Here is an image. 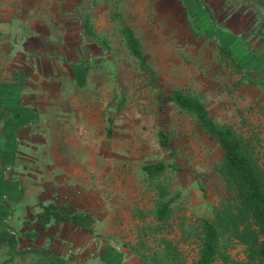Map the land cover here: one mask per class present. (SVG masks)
Masks as SVG:
<instances>
[{
	"label": "rangeland",
	"instance_id": "1",
	"mask_svg": "<svg viewBox=\"0 0 264 264\" xmlns=\"http://www.w3.org/2000/svg\"><path fill=\"white\" fill-rule=\"evenodd\" d=\"M83 20L107 39L108 50L83 34ZM122 22L159 73L164 112L131 64L117 32ZM219 44L241 63L242 73L217 57ZM29 56H46L42 74ZM57 57L67 67L58 68ZM247 78L264 83V4L257 0H0V108L18 111L10 117L16 125L5 127L9 116L0 120V264H30L21 229L40 227L39 201L60 203L63 176L55 167L47 171L49 146L53 134L66 133L91 151L69 158L79 168L88 161V175L83 170L75 182L84 193L65 202L92 214L93 234L116 238L138 264L133 248L141 238L153 245V238L167 236L191 264L198 245L180 238L177 222L179 216L188 223L210 216L220 206L224 182L216 165L222 150L168 95L180 88L199 97L213 119L249 138L264 162V88ZM160 127L168 148L159 142ZM155 161L170 166L167 183L176 197V216L163 227L155 225L154 195L143 176V165ZM78 232L69 234L80 244L84 235ZM230 252L243 258L241 246Z\"/></svg>",
	"mask_w": 264,
	"mask_h": 264
},
{
	"label": "trees",
	"instance_id": "2",
	"mask_svg": "<svg viewBox=\"0 0 264 264\" xmlns=\"http://www.w3.org/2000/svg\"><path fill=\"white\" fill-rule=\"evenodd\" d=\"M257 1L264 4V0ZM201 6L209 20H213L208 5L201 2ZM188 22L191 29L197 32L198 28L189 14ZM81 23L84 35L101 44L106 50L109 49L110 45L106 38L94 33L92 26L86 21L83 20ZM117 32L130 56L131 64L140 71L141 80L154 96L159 111L164 112L165 95L160 76L156 68L149 64L143 44L129 24L122 22ZM217 52L219 55L217 57L234 73H242L241 63L227 47L219 44ZM247 79L252 83L261 84L264 88L263 82L253 78ZM168 98L174 107L189 114L195 120V124L204 129L210 137L215 138L222 150L216 165L224 182L220 206H213V214L210 216L197 217L190 223L179 216L177 222L180 238L198 245V257L191 264H264V162L260 161L250 139L243 136L233 125L213 119L205 102L199 97L176 88ZM118 109H121V105ZM5 116H9L4 121L6 128L16 125V120L10 117L16 118L18 111L0 108V120ZM108 130L110 132V128ZM157 136L161 146L170 147L169 137L162 127L157 131ZM2 158L3 144L0 138V164ZM169 167L164 161L148 162L143 165L144 179L154 195L152 213L157 227H163L176 216V197L171 196V186L167 183L170 177ZM38 206L36 218L43 228L48 224L67 221L85 232L94 231L92 226L94 218L88 211L77 210L72 205L57 203L54 200L39 201ZM21 235L33 239L37 236V231L23 230ZM153 242L151 245L147 239L141 238L139 247L133 248V252L140 256L143 264H187L182 249L172 239L161 236L153 238ZM237 246L242 248L241 260H235L231 256L230 251ZM29 257L30 264H70L73 255L64 258L58 254L32 252Z\"/></svg>",
	"mask_w": 264,
	"mask_h": 264
},
{
	"label": "crops",
	"instance_id": "3",
	"mask_svg": "<svg viewBox=\"0 0 264 264\" xmlns=\"http://www.w3.org/2000/svg\"><path fill=\"white\" fill-rule=\"evenodd\" d=\"M64 57L67 61H69V59L75 61L73 58L67 59L66 56ZM29 58L33 61L37 72L42 74V64L46 63V56H29ZM54 62L57 63L56 66L58 68L62 69L67 67V64L60 58L54 60ZM61 62L62 64H60ZM52 66H54V64H52ZM54 135L55 134L52 135L49 146L51 166H48L49 169L47 171L53 173L50 168L55 167L58 170L56 173L63 176L64 183L59 185V193L61 196L57 198L60 203H66L65 201L71 202L75 195L78 194L81 196V194L84 193L75 190L77 187L75 182L77 177L83 173V170L86 169V174L88 175V161H83V166L79 168L74 160H70L69 158H73L74 156L84 158L90 155L91 151L81 146L80 143L78 144V142L76 144V139H74L73 135H68L67 133L64 136L58 134ZM94 151L96 152V150ZM78 188L83 191L85 189L82 186H78ZM85 193H87V191H85ZM36 212L37 210L35 213ZM76 227L79 226L67 221L48 224L45 228L40 225V227L33 229L37 231V236L33 239H28L23 247L32 252L52 255L58 254L64 258H68L69 255L72 254L73 257L71 260L81 261L85 264H100L103 262L106 264H138V261L136 262L135 257L131 253L122 250V246L116 238L95 236L93 232H85L81 228L86 233L82 234L84 238H80L81 243L79 244L73 241L69 233L78 232L79 230ZM21 228H23V226H21ZM23 230L25 229H21V232ZM78 234L82 236L81 232H78ZM65 247H67V251L64 250Z\"/></svg>",
	"mask_w": 264,
	"mask_h": 264
}]
</instances>
